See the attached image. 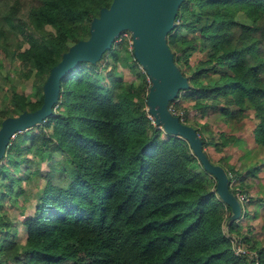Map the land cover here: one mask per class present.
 <instances>
[{"label": "trees", "instance_id": "trees-1", "mask_svg": "<svg viewBox=\"0 0 264 264\" xmlns=\"http://www.w3.org/2000/svg\"><path fill=\"white\" fill-rule=\"evenodd\" d=\"M112 1L31 0L24 15L0 0V69L9 68L0 126L41 107L51 68ZM175 21L167 42L188 86L168 105L195 128L210 162L234 174L229 188L248 197L242 214L228 222L232 208L189 141L148 117L152 83L125 30L98 60L61 78L50 116L11 138L0 159V264H249L228 234L263 249L264 215L255 236L242 220L250 205L264 207V0H182ZM121 59L133 80H124ZM106 60L109 85L98 76ZM12 71L31 79L30 93L11 83ZM38 177L44 184L25 214L24 184Z\"/></svg>", "mask_w": 264, "mask_h": 264}, {"label": "water", "instance_id": "water-1", "mask_svg": "<svg viewBox=\"0 0 264 264\" xmlns=\"http://www.w3.org/2000/svg\"><path fill=\"white\" fill-rule=\"evenodd\" d=\"M181 1L113 0L109 7L102 8L91 24L90 36L73 44L51 68L44 84L41 107L3 120L0 126V159L17 132L43 122L52 114L59 96L60 80L66 73L81 60H98L122 31L130 30L134 54L152 81L147 97L149 111L167 132L189 141L204 168L217 178L219 194L232 206L230 220L237 219L242 208L237 196L230 192L227 172L221 165L210 162L195 128L183 123L169 109V101L181 88L188 86L187 77L174 62V53L167 42L168 33L176 25L175 16Z\"/></svg>", "mask_w": 264, "mask_h": 264}, {"label": "rangeland", "instance_id": "rangeland-1", "mask_svg": "<svg viewBox=\"0 0 264 264\" xmlns=\"http://www.w3.org/2000/svg\"><path fill=\"white\" fill-rule=\"evenodd\" d=\"M12 1H14L13 4L16 5V7H18V6L21 7L20 11L22 12V14L25 15V13L27 12L28 6L31 3V0H22V2H18V0H12ZM237 18L240 21H242V22L249 23V20L247 19V17L242 12L238 13ZM183 33L186 34L185 31H183ZM126 38H128V40H133V38L131 39L130 35L129 36L127 35ZM130 50H131L130 46H129V48L128 47L121 48L122 57L127 58L126 56H129L128 51L131 52ZM199 56H200V54L196 53L195 55L192 56V60L193 61L197 60V58ZM135 58H136V56H135ZM108 61L109 60L99 61L98 62L99 65L103 68V69H100V72H99L98 76H99L101 82L103 84H107V85L110 84V75L107 72L113 68V66L111 64L107 65ZM192 64L194 65V63H192ZM119 69L123 72L124 80H126V81L127 80H133L135 78V76H136V73H134L130 69V67L127 64V61H125L124 59L120 60ZM7 71H9L8 67H5V68L1 67V69H0V83L2 84L1 88H0V99L1 100H4V98H3V95H4L3 86L4 85H9V82L6 79ZM10 74H11V77H12L11 83L13 82V84H15L17 86L19 91H24L26 94L31 92V88H32L31 79L30 80H23L18 75H16L13 71ZM211 118H212L211 120L213 122L215 120V117L211 116ZM60 155H61V152H59V151L55 152V156L56 157H60ZM36 166H37V164L33 163V167H36ZM41 167L46 169L47 168V162L45 161L44 163H42ZM37 179H38L37 183H36V181L30 180L29 183L24 184L25 188L27 189V193L30 194L29 201L26 203V207H25V211H24L25 214H30V213H32L34 211V206H35L37 194L41 190V187L44 184V179L43 178L38 177ZM229 180L230 181L228 182V184L230 186H232V183L234 181H232V179H229ZM230 192L234 193L231 189H230ZM19 211L20 210H19L18 207L14 208L13 210L10 211V214L12 215L13 219H16L19 216L18 215ZM21 228H22L23 231L20 234V238H22L24 240L26 235H25L24 228L22 226H21Z\"/></svg>", "mask_w": 264, "mask_h": 264}, {"label": "built area", "instance_id": "built-area-1", "mask_svg": "<svg viewBox=\"0 0 264 264\" xmlns=\"http://www.w3.org/2000/svg\"><path fill=\"white\" fill-rule=\"evenodd\" d=\"M127 35L128 36L131 35L130 37L132 39V32L130 30L123 32V36H127ZM130 42L133 45L132 40H130ZM151 83H152V81H151ZM146 109L148 111V114H147L148 117L151 119V121L154 124H157L154 115L148 109V105L146 106ZM169 109L174 115H176V113H179L178 110L175 109V107L169 106ZM227 176H228V179L230 178V179H232V181H234L232 183V185L234 186V183H235L234 174L232 172H230L229 174L227 173ZM234 194L237 196V198L241 202L248 200L247 194L245 192H243L238 186H235V193ZM225 227H226V225H225ZM228 235L231 239L232 248H233V251L236 255L246 258L247 261L249 262V264H264V247L262 250H259L258 248H252L240 236L233 235V234H228Z\"/></svg>", "mask_w": 264, "mask_h": 264}, {"label": "crops", "instance_id": "crops-1", "mask_svg": "<svg viewBox=\"0 0 264 264\" xmlns=\"http://www.w3.org/2000/svg\"><path fill=\"white\" fill-rule=\"evenodd\" d=\"M211 123H213L211 121ZM220 154H223V153H220ZM250 181L249 180H246V183H248ZM254 193V192H252ZM240 204H241V208L243 210V204L242 202L239 200ZM260 204L258 203H254L252 205H250L249 207V215L247 217H245L243 220H242V223H243V228L245 229L244 230V233L247 234V235H257V229H256V226L259 224V222L263 219V215H264V207L260 208L261 206H259ZM231 206V205H230ZM232 208V206H231ZM232 213H233V209H231ZM230 220V218L228 219V221ZM248 228H250V230H248ZM262 233L259 234V238L262 239ZM250 242H252V239L250 238L249 240Z\"/></svg>", "mask_w": 264, "mask_h": 264}]
</instances>
